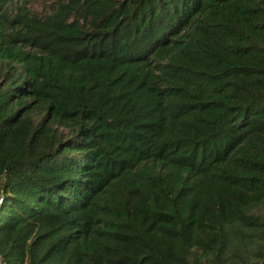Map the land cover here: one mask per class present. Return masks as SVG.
<instances>
[{"label": "trees", "instance_id": "trees-1", "mask_svg": "<svg viewBox=\"0 0 264 264\" xmlns=\"http://www.w3.org/2000/svg\"><path fill=\"white\" fill-rule=\"evenodd\" d=\"M0 0V264H264V0Z\"/></svg>", "mask_w": 264, "mask_h": 264}, {"label": "rangeland", "instance_id": "rangeland-1", "mask_svg": "<svg viewBox=\"0 0 264 264\" xmlns=\"http://www.w3.org/2000/svg\"><path fill=\"white\" fill-rule=\"evenodd\" d=\"M52 2V0H35L33 1L32 10L39 14H43L44 12L47 13L50 8L49 4Z\"/></svg>", "mask_w": 264, "mask_h": 264}]
</instances>
